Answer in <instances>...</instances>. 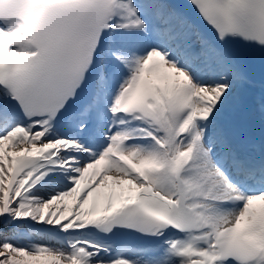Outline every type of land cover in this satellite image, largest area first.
Masks as SVG:
<instances>
[{
  "label": "snow or ice",
  "instance_id": "obj_1",
  "mask_svg": "<svg viewBox=\"0 0 264 264\" xmlns=\"http://www.w3.org/2000/svg\"><path fill=\"white\" fill-rule=\"evenodd\" d=\"M0 224V264H264V0H0Z\"/></svg>",
  "mask_w": 264,
  "mask_h": 264
},
{
  "label": "bare ground",
  "instance_id": "obj_2",
  "mask_svg": "<svg viewBox=\"0 0 264 264\" xmlns=\"http://www.w3.org/2000/svg\"><path fill=\"white\" fill-rule=\"evenodd\" d=\"M256 112H257V117H258V112H259V93H257L256 95ZM111 183V182H109ZM101 195L97 198V208H98V212L97 214H99V209L103 206L104 202H105V195L108 191V189L103 188V186L101 187ZM79 192V191H78ZM92 201H93V197H89L88 198V204L85 205V208H90L92 205ZM74 203V199H71V203H70V210H71V205ZM70 214L69 212H64V215L67 216Z\"/></svg>",
  "mask_w": 264,
  "mask_h": 264
},
{
  "label": "rangeland",
  "instance_id": "obj_3",
  "mask_svg": "<svg viewBox=\"0 0 264 264\" xmlns=\"http://www.w3.org/2000/svg\"><path fill=\"white\" fill-rule=\"evenodd\" d=\"M73 197H68V198H66V200L65 201H61V202H59L61 205H63V204H68L69 206H70V203H71V199H72ZM10 230H12V229H10ZM21 232H23V229L22 230H20ZM24 231H26V233L28 232V230H24ZM24 233V232H23ZM36 237H34V239H35Z\"/></svg>",
  "mask_w": 264,
  "mask_h": 264
},
{
  "label": "trees",
  "instance_id": "obj_4",
  "mask_svg": "<svg viewBox=\"0 0 264 264\" xmlns=\"http://www.w3.org/2000/svg\"><path fill=\"white\" fill-rule=\"evenodd\" d=\"M9 233H11L12 232V230H10V231H8Z\"/></svg>",
  "mask_w": 264,
  "mask_h": 264
}]
</instances>
